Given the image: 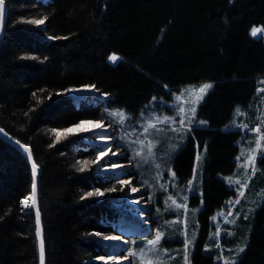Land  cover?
<instances>
[{"label":"trees","instance_id":"16d2710c","mask_svg":"<svg viewBox=\"0 0 264 264\" xmlns=\"http://www.w3.org/2000/svg\"><path fill=\"white\" fill-rule=\"evenodd\" d=\"M5 2L0 126L29 145L41 167L39 208L47 264H101L110 250L101 243L103 237L117 233L111 204L124 183L96 174V146L68 129L87 119L115 127L106 107L136 111L206 81L215 85L198 117L208 126L193 128L172 166L186 182L193 174L197 143L206 145L204 208L192 260L222 264L204 245L212 215L236 194L222 178L235 171L241 134L228 123L238 105L250 106L264 75V34H250L264 27V0ZM37 20L44 22L29 23ZM111 55L119 58L116 63L110 62ZM81 86H94L98 95L77 99L68 94ZM113 148L121 147L113 143ZM132 172L134 184L154 188L159 203L160 184L151 185L135 166ZM33 182L25 154L0 137V264H41L36 215L23 205ZM97 191L104 196L87 195ZM235 264H264V202Z\"/></svg>","mask_w":264,"mask_h":264},{"label":"rangeland","instance_id":"374dc122","mask_svg":"<svg viewBox=\"0 0 264 264\" xmlns=\"http://www.w3.org/2000/svg\"><path fill=\"white\" fill-rule=\"evenodd\" d=\"M261 34L264 33L257 35ZM205 84H211L212 87L200 94L198 90ZM214 85V81L189 84L175 92L171 99H156L136 111L119 106L106 107L108 115L117 114L110 116L115 127L101 120L87 119L68 129L69 133L78 136L84 143L96 146V174L114 176L116 181L124 183L123 190L117 193L111 204L117 212L113 227L117 233L108 237L116 239L101 241L110 248L109 254L100 258L101 264H149V261L152 264H193L192 255L201 230L199 213L204 208L206 145L201 147L197 143L193 174L186 182L180 181L172 163L176 153L188 141L193 128L208 126V121L199 118L198 112ZM68 94L81 99L89 94L98 95V91L92 86H81ZM201 95L202 98L197 99ZM192 102H195L196 112L189 123ZM177 105L185 109L183 114ZM120 113L125 117L123 123L120 122ZM165 118L170 122L164 123ZM150 121L155 127L145 132L144 128ZM201 121L203 123H199ZM228 128L241 131L237 139L239 152L235 171L222 175L236 194L212 215L204 251L212 253L222 264H235L244 252L240 249L245 250L248 245L256 211L264 202V165L260 163L264 156V75L258 81L250 106L238 105ZM141 140L144 141L143 145L139 143ZM149 141L153 145L151 153ZM113 143H118L121 148H113ZM137 152L142 154L136 155ZM249 157H254V161L249 160ZM127 159L134 161L135 168L147 180H151V185L160 184L159 203L156 202L158 197L154 194V188L149 190L145 184H134L135 180L130 177L134 170L133 161ZM243 184H247V187L241 189ZM240 191L244 193L242 196ZM28 198L31 199L30 196ZM28 203L31 205V201ZM152 204L156 208L151 207ZM30 208L32 206L27 209ZM153 219L156 220L154 226ZM157 233L162 234L161 239L150 250L148 242L154 240ZM121 252L125 254L118 255ZM132 253H136V256L133 257ZM110 256L113 258L109 259Z\"/></svg>","mask_w":264,"mask_h":264},{"label":"snow or ice","instance_id":"6c2138e0","mask_svg":"<svg viewBox=\"0 0 264 264\" xmlns=\"http://www.w3.org/2000/svg\"><path fill=\"white\" fill-rule=\"evenodd\" d=\"M5 16H6V8H5V0H0V25H2L3 24V22H4V20H5ZM43 20H37V21H29V23H36V24H43ZM258 33H264V29H261V28H253L252 30H251V36H253V37H257V34ZM259 38V37H258ZM118 57L117 56H115V55H111L110 57H109V60H110V62H112V63H116L117 61H118ZM92 87H94V86H92ZM212 87V85L211 84H205V85H203L199 90H198V92L200 93V94H203V93H205L209 88H211ZM200 98H202V95L201 96H198L197 97V99H200ZM193 103V106L190 108V117H189V120H188V122L189 123H191V117L192 116H195V112H196V108H195V102H192ZM177 107L179 108V111H180V113L181 114H183L184 112H185V109L182 107V106H180V105H177ZM110 116H116L117 114L116 113H110L109 114ZM119 116H120V122L121 123H123L124 122V119H125V117L123 116V113H120L119 114ZM164 123H169L170 121H168V119L167 118H165V120L163 121ZM181 124H183L184 123V120H183V118H181ZM81 123H83V122H81ZM199 123H203L202 121L201 122H199ZM77 127H79V125H77ZM101 128H102V126H100ZM155 127V124H153L151 121L149 122V124L144 128V131L145 132H148V130H149V128H154ZM190 130V129H189ZM256 131H259V129H256ZM262 139H264V137H262ZM139 143L141 144V145H143L144 144V141L143 140H141V141H139ZM258 146H259V144H258ZM153 147V145L151 144V142L149 141V143H148V148H149V153H151V148ZM27 154H28V156L29 157H31V151L30 150H28V152H27ZM142 153L141 152H137L136 153V155H141ZM249 160H253L254 161V157H249L248 158ZM106 163H107V161H106ZM38 165L35 163V161H33L32 162V172H33V176L35 177L36 175H37V170H38ZM157 167H159V165H157ZM83 170V168L81 169V171ZM99 170V169H98ZM255 171V169H254V167H253V172ZM121 183L123 184V181H121ZM235 183H237V184H239V181H236ZM247 187V184H243V185H241V189H244V188H246ZM123 190V188H121V191ZM109 191H111V192H115L116 191V189L115 188H113V189H110ZM132 191H137V189H132ZM35 194H36V184H35V182L33 183V185H32V197H31V205L27 202V200L24 202V206L26 207V208H28V207H31L32 205H35V203H36V200H35ZM244 193H243V191H240V195L242 196ZM87 195L88 196H92V195H96V196H104V193L103 192H100V191H97V192H95V193H92V192H89V193H87ZM83 198V197H82ZM237 203H239V200H237L236 201ZM173 203H175L174 201H173ZM177 207H180V205H177ZM230 214V213H229ZM36 216H37V219L39 218V210L38 209H36ZM38 235H40L41 236V239H40V252H41V264H43V252H44V241H43V237H42V235H41V233H37ZM96 235H100L99 233H97ZM161 235L162 234H160V233H157V235H156V237H155V239L154 240H152V241H149L148 243H149V246H150V250L152 249V248H154V246L156 245V244H158V242L160 241V239H161ZM103 239L104 240H113V239H116L115 237H108V236H105V237H103ZM240 251L241 252H243L244 251V249L243 248H241L240 249ZM133 257H135L136 256V253H132L131 254ZM158 255V254H157ZM113 257H109V259H112ZM149 264H152V262L151 261H149Z\"/></svg>","mask_w":264,"mask_h":264},{"label":"water","instance_id":"95a60500","mask_svg":"<svg viewBox=\"0 0 264 264\" xmlns=\"http://www.w3.org/2000/svg\"><path fill=\"white\" fill-rule=\"evenodd\" d=\"M5 8H6L5 20H4L3 24L0 25V41H1L2 37H3L4 31H5V27H6L7 17H8V8H7L6 2H5ZM0 137L3 140H5L6 142L14 145L19 150H21L25 154V156H26V158H27V160H28V162H29V164H30V166L32 168V162L35 161V158H34V155H33V152H32V148L29 145L24 144L21 141H19L16 138H14L10 133H8V131L5 128H3L1 126H0ZM28 150L31 151V157H29L28 154H27ZM35 163H36V161H35ZM40 175H41V167L39 166L38 170H37V175L35 177L33 176L34 182L36 184V194H35L36 203H35V205H32V208H33V211L35 212V215H36V209L39 210V218L37 219V216H36L37 233L38 232L41 233V235L43 237V241H44L43 264H47L45 236H44V230H43V225H42L41 212H40V208H39V179H40ZM30 197H32V195ZM38 239H39V247H40V239H41L40 235H38ZM40 259H41V252H40Z\"/></svg>","mask_w":264,"mask_h":264},{"label":"bare ground","instance_id":"6f19581e","mask_svg":"<svg viewBox=\"0 0 264 264\" xmlns=\"http://www.w3.org/2000/svg\"><path fill=\"white\" fill-rule=\"evenodd\" d=\"M27 200V202H30L31 201V199L30 198H28V199H26Z\"/></svg>","mask_w":264,"mask_h":264}]
</instances>
